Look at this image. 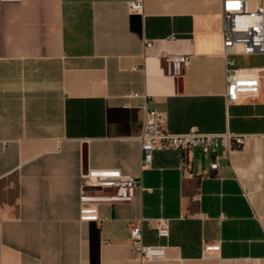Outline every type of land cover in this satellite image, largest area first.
Instances as JSON below:
<instances>
[{
	"label": "crops",
	"instance_id": "0c3cea01",
	"mask_svg": "<svg viewBox=\"0 0 264 264\" xmlns=\"http://www.w3.org/2000/svg\"><path fill=\"white\" fill-rule=\"evenodd\" d=\"M22 0L0 6V222L3 264H138L131 227L144 220V264H264V55L257 98L227 104L224 0ZM248 9L264 0H245ZM165 56H188L180 77ZM174 134L244 136L216 168L157 150L141 169L145 105ZM118 169L139 185L129 203L84 217L81 174ZM168 220L170 235L157 234ZM205 244L220 251L203 257Z\"/></svg>",
	"mask_w": 264,
	"mask_h": 264
},
{
	"label": "built area",
	"instance_id": "2783aa9c",
	"mask_svg": "<svg viewBox=\"0 0 264 264\" xmlns=\"http://www.w3.org/2000/svg\"><path fill=\"white\" fill-rule=\"evenodd\" d=\"M22 0H0L4 4H18ZM131 13L143 12V1L129 3ZM222 50L226 58V101L227 104L257 98L261 92L263 70L259 68H237L232 55H264V8L251 11L245 0H224L222 9ZM166 72L180 77L190 63L188 56H165ZM167 117L145 105V120L141 142V169L153 164L157 150L176 152L184 162L190 152H199L209 158L211 167H218L222 160H229L232 153L244 145V136L227 131L219 134L200 133L191 130L184 134H174L167 130ZM139 182L132 176L122 174L118 169L91 170L81 174L80 204L84 217L87 211L100 203H129L136 196ZM141 220L131 227V245L139 254L138 264L148 260H161L165 257V247L149 246L144 243ZM157 234L161 238L170 235L168 220H160ZM220 251L219 244H205L203 257L211 258ZM0 264H3V226L0 222ZM134 264V263H131Z\"/></svg>",
	"mask_w": 264,
	"mask_h": 264
}]
</instances>
